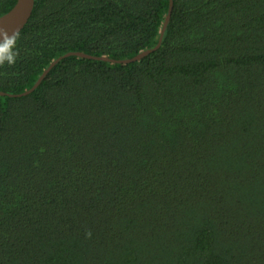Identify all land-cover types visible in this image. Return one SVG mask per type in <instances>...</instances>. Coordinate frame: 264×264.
Instances as JSON below:
<instances>
[{"label": "trees", "instance_id": "1", "mask_svg": "<svg viewBox=\"0 0 264 264\" xmlns=\"http://www.w3.org/2000/svg\"><path fill=\"white\" fill-rule=\"evenodd\" d=\"M168 4L34 0L0 68V264H264V0H172L140 61L12 97L154 47Z\"/></svg>", "mask_w": 264, "mask_h": 264}, {"label": "water", "instance_id": "2", "mask_svg": "<svg viewBox=\"0 0 264 264\" xmlns=\"http://www.w3.org/2000/svg\"><path fill=\"white\" fill-rule=\"evenodd\" d=\"M33 2H34V0H16L13 7L7 13L0 16V29L6 31L9 35H11L13 32L19 33V31H21V29L24 27V25L26 24V22L28 21L30 15H31L32 8H33ZM171 11H172V0H169L168 11H167V14L164 18L162 27L160 29L158 41L154 47H152L150 49L143 50V51L139 52L137 55H135L134 57H132L131 59H127V60H110V59H107L105 57L96 58V57L85 55V54L80 53V52L66 53V54L56 58L55 60H53L48 65V67L42 72V74L37 78V80L35 81V83L32 85V87L30 89H28L27 91H25L21 94H17V95H13V96L10 95V96L21 97V96L29 95L30 93H32L37 88V86L42 82V80L46 77V75L49 73V71L60 60H62L63 58L70 57V56H74V57H77L80 59H93V60H100V61H109V62L118 63V64H130V63L140 61L145 56L156 51L158 49V47L160 46L161 38H162L163 32L165 30V27L169 21ZM0 95H3V94L0 93Z\"/></svg>", "mask_w": 264, "mask_h": 264}, {"label": "clouds", "instance_id": "3", "mask_svg": "<svg viewBox=\"0 0 264 264\" xmlns=\"http://www.w3.org/2000/svg\"><path fill=\"white\" fill-rule=\"evenodd\" d=\"M18 32H13L9 35L6 31L0 29V68L5 65L13 66L18 58L17 41ZM86 238L91 237V232H87Z\"/></svg>", "mask_w": 264, "mask_h": 264}]
</instances>
